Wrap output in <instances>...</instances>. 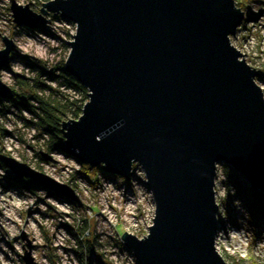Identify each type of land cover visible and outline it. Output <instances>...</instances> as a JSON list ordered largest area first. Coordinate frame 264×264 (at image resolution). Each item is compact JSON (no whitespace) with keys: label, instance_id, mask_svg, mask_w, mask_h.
Listing matches in <instances>:
<instances>
[{"label":"water","instance_id":"95a60500","mask_svg":"<svg viewBox=\"0 0 264 264\" xmlns=\"http://www.w3.org/2000/svg\"><path fill=\"white\" fill-rule=\"evenodd\" d=\"M26 4L10 0L15 23H44V8L74 23L62 71L87 100L77 119L60 123L63 151L121 179L133 164L142 171L151 224L143 237L120 235L137 264H225L214 248L216 165L264 194L259 75L229 43L242 11L233 0H49L40 14ZM1 40L0 70L13 46ZM9 90L0 80V98ZM0 162L14 178L76 200L25 162L3 153ZM26 247L23 264H34Z\"/></svg>","mask_w":264,"mask_h":264},{"label":"rangeland","instance_id":"374dc122","mask_svg":"<svg viewBox=\"0 0 264 264\" xmlns=\"http://www.w3.org/2000/svg\"><path fill=\"white\" fill-rule=\"evenodd\" d=\"M14 1L40 14V2L49 0ZM9 3L0 0V49L3 35L13 43L0 80L10 88L7 97L15 100L0 98V154L70 186L76 200L37 183L18 185L0 162V264H23L27 243L34 264H137L120 235L126 231L143 237L151 224L153 201L140 167L133 165L129 180L104 171L87 173L62 144L49 149L50 139L32 125L26 110L14 105L18 100L32 105V97L48 88L58 99L63 94L69 100L80 96L63 86L66 40H72L74 23L41 6L44 23L28 28L11 19ZM233 6L243 16L229 43L257 71L254 81L264 97V0H233ZM213 186L218 208L215 250L225 264H264V210L251 213L252 188L223 163L216 165Z\"/></svg>","mask_w":264,"mask_h":264},{"label":"trees","instance_id":"16d2710c","mask_svg":"<svg viewBox=\"0 0 264 264\" xmlns=\"http://www.w3.org/2000/svg\"><path fill=\"white\" fill-rule=\"evenodd\" d=\"M34 67H37V65H34ZM63 86L64 88H70L79 93L80 96L76 99L69 100L68 96L63 94L61 96L62 99H58L50 94L52 92L50 91V88H48L46 94L34 98L32 97L34 101V104L32 105L24 103V100L21 102L18 100L14 103L16 107L26 110L33 120L32 125H34L38 130L44 132L47 138L50 139L49 149L59 146L63 142L60 128V123L63 119H77L83 103L87 100V90L67 73L64 75ZM4 100L13 101L15 98L14 96H9ZM2 101L3 99H0V102ZM80 167L82 170L90 174H94L96 171L103 172L99 167L89 168L85 163L81 162ZM15 182L18 183V185H21L22 183L25 184V182L31 184L33 183L26 178L23 180L15 178ZM251 202V213H254L255 210H264V194L255 189L252 190Z\"/></svg>","mask_w":264,"mask_h":264},{"label":"bare ground","instance_id":"6f19581e","mask_svg":"<svg viewBox=\"0 0 264 264\" xmlns=\"http://www.w3.org/2000/svg\"><path fill=\"white\" fill-rule=\"evenodd\" d=\"M214 238H215V236H214ZM214 242H215V244L217 245V241H216V240H214Z\"/></svg>","mask_w":264,"mask_h":264}]
</instances>
